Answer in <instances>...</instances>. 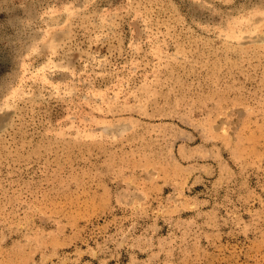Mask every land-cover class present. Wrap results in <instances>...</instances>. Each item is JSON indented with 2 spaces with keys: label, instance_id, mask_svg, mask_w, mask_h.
Listing matches in <instances>:
<instances>
[{
  "label": "rangeland",
  "instance_id": "374dc122",
  "mask_svg": "<svg viewBox=\"0 0 264 264\" xmlns=\"http://www.w3.org/2000/svg\"><path fill=\"white\" fill-rule=\"evenodd\" d=\"M0 264H264V0H0Z\"/></svg>",
  "mask_w": 264,
  "mask_h": 264
}]
</instances>
